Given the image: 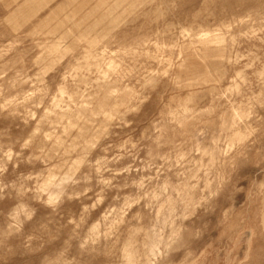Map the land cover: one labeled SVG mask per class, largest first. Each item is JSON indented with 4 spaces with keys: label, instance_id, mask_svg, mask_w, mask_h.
<instances>
[{
    "label": "rangeland",
    "instance_id": "374dc122",
    "mask_svg": "<svg viewBox=\"0 0 264 264\" xmlns=\"http://www.w3.org/2000/svg\"><path fill=\"white\" fill-rule=\"evenodd\" d=\"M0 264H264V0H0Z\"/></svg>",
    "mask_w": 264,
    "mask_h": 264
}]
</instances>
